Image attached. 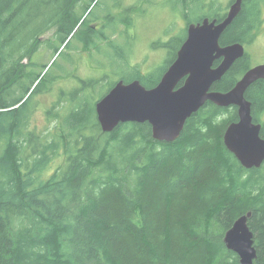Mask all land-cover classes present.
Masks as SVG:
<instances>
[{"label": "trees", "instance_id": "1", "mask_svg": "<svg viewBox=\"0 0 264 264\" xmlns=\"http://www.w3.org/2000/svg\"><path fill=\"white\" fill-rule=\"evenodd\" d=\"M210 2L218 8L196 23L226 16L220 0ZM97 4L0 0V264H239L223 238L248 212L254 264H264V163L246 170L223 144L227 126L238 120L236 108L206 103L172 143L155 141L148 123H125L103 133L94 95L105 84L90 79L79 80L78 91L65 96L58 88V99L69 101L66 114L54 104L44 111V126L35 123L40 106L29 107L33 94L46 92L48 85L50 92L67 75L63 67L45 80L47 67L39 73L35 56L44 47L56 56L71 38L82 44L81 53H99L98 42L108 40L104 29L113 31L121 21L107 6L95 14ZM263 5L264 0H244L220 46L254 42ZM93 19L107 22L104 29L89 27ZM50 31L52 37L42 40ZM185 38L186 29L177 48L163 45L171 49L170 60L157 80L138 68L130 80L155 87ZM107 46L117 45L107 41ZM129 58L128 50L122 57L107 56L110 67L116 60L130 65ZM250 68L245 54L211 91H230ZM245 98L264 139V83L251 85Z\"/></svg>", "mask_w": 264, "mask_h": 264}, {"label": "water", "instance_id": "2", "mask_svg": "<svg viewBox=\"0 0 264 264\" xmlns=\"http://www.w3.org/2000/svg\"><path fill=\"white\" fill-rule=\"evenodd\" d=\"M243 1L234 0L221 21L204 18L188 25L175 60L155 87L147 89L138 80L127 84L118 81L95 104L101 131L111 133L125 123H148L155 141L172 143L180 137L187 120L206 103L236 108L238 120L227 126L223 144L244 169H259L264 163L262 127L254 124L251 103L245 94L255 82L264 83V65L250 68L228 92L211 91L246 54L243 44L225 47L219 44L225 30L241 12ZM216 62L219 64L214 66ZM250 217V212L239 217L223 238L239 264H254L257 258L254 236L248 226Z\"/></svg>", "mask_w": 264, "mask_h": 264}, {"label": "rangeland", "instance_id": "3", "mask_svg": "<svg viewBox=\"0 0 264 264\" xmlns=\"http://www.w3.org/2000/svg\"><path fill=\"white\" fill-rule=\"evenodd\" d=\"M230 1L220 0L222 8L220 14L227 13ZM97 3L93 10L95 14H101L100 10L105 6L111 11L117 8L115 20L118 19L121 22L113 31L104 29L108 37L107 41H113L117 46L110 48L107 46V41H100L98 42L99 53L90 50L83 55H77L79 52L75 51V48H80L82 45L75 39L70 42L69 48L64 49L65 45L61 46L56 56L53 50L48 47L40 49L35 60L39 65V73L42 72L44 66L47 67L43 71V76H46L45 80L56 76L59 68L65 67L67 72V75H64L63 79L58 81L50 92L48 90L51 89V86L48 85L46 92L45 89L36 90L32 96L29 107L35 109L40 106L34 118L40 128L45 123L44 111L46 109L57 104L58 107H61L59 108V112H62L61 115L66 114V110H68V108L65 110L64 107L69 106V101L58 99L60 96L58 88L65 92V96L71 94L73 90L78 91L79 80H98L105 84L103 87H99L94 95L95 99L99 100L109 86L121 81V78L126 79L128 83L134 81L130 80L134 77V68H138V72L142 76L157 80L170 60L171 49L163 47V45L171 43L174 48H177L180 40L184 37L188 21L183 17L188 16L189 21L195 24L198 18L204 15H213V12L218 8V6L213 7L210 0H115V2L114 0H97ZM125 7L127 10L119 14L120 10ZM197 10L198 12L201 10V12L197 13ZM122 20L127 21V26L122 23ZM53 33L54 31H50L42 40L51 38ZM127 50L131 57L127 62L131 67L130 65L122 66L119 60L115 61L114 67H110L107 56L122 57ZM81 51H83L82 48ZM245 52L249 56L251 68L264 65V20L256 32L254 42L245 46ZM69 60H72L74 64H69ZM262 117L263 115L260 116L261 121L264 119Z\"/></svg>", "mask_w": 264, "mask_h": 264}, {"label": "flooded vegetation", "instance_id": "4", "mask_svg": "<svg viewBox=\"0 0 264 264\" xmlns=\"http://www.w3.org/2000/svg\"><path fill=\"white\" fill-rule=\"evenodd\" d=\"M125 10H127V8L125 7V8H123V9H121L120 10V12L122 13V11H125ZM112 12V15H115V13H117L116 12V9L115 10H113V11H111ZM92 23H89V27H91L93 30H95V31H101V29H104V23H106V22H104V21H100V19H93L92 21H91ZM80 27V26H79ZM77 28V30H76V32H75V34H77L78 36H79V31H80V28ZM72 37H74V35L72 36ZM72 39L73 38H71L70 40H67V42H66V44L70 41H72ZM82 45V44H81ZM77 49L75 50V51H78L79 53H77V55L78 54H81V55H83L84 53H87V52H80V49H81V47L79 48V47H76ZM236 112H237V109H236ZM263 115V117H264V114H262ZM263 117H262V119H263ZM263 121H264V119H263ZM254 122V124H260L261 125V127H262V124L261 123H257V122H255V121H253ZM262 122V121H261ZM262 130V129H261ZM255 242V241H254Z\"/></svg>", "mask_w": 264, "mask_h": 264}]
</instances>
